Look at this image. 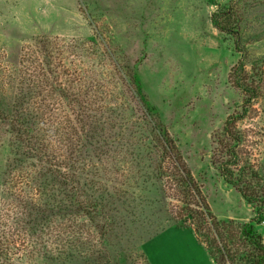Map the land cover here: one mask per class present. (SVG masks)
Masks as SVG:
<instances>
[{
	"label": "rangeland",
	"instance_id": "1",
	"mask_svg": "<svg viewBox=\"0 0 264 264\" xmlns=\"http://www.w3.org/2000/svg\"><path fill=\"white\" fill-rule=\"evenodd\" d=\"M61 125L73 141L49 149L76 181L43 179V219L30 135ZM221 162L264 193V0H0V264H251L241 228L264 241V220ZM181 170L234 225L233 260L183 215Z\"/></svg>",
	"mask_w": 264,
	"mask_h": 264
},
{
	"label": "trees",
	"instance_id": "2",
	"mask_svg": "<svg viewBox=\"0 0 264 264\" xmlns=\"http://www.w3.org/2000/svg\"><path fill=\"white\" fill-rule=\"evenodd\" d=\"M217 25L220 29H224V26H222L221 24H217ZM240 68L241 66L235 65L233 67L232 72L235 73ZM79 109L82 110L81 107H79ZM42 113L44 114V111H42ZM37 117L40 118L41 113L40 115H37V114L34 115V113H32L28 116L26 121L21 124L22 126L25 127L26 132L31 133L32 131L35 130L34 129L35 126H31V125H35L36 123H38ZM240 117L241 116L238 117V116L232 115L226 121L225 130L228 133V136H230V138L233 136V131L229 128V124L231 122L235 123V121L238 120ZM88 118H92V116L88 115ZM81 121L83 122V126H81L82 129L80 128L82 132L85 130L84 128L85 125L89 126L87 129L88 131V130H91V127L95 125V123H97V122L90 121V120H88V123H87V120L80 119V122ZM61 129L63 133H65V135L57 136V137H54L53 135H51V137L47 138V140H49L48 144L45 142L44 136L41 135V137L39 138V135L37 132L36 134L34 133L30 135L31 137L30 139L36 138L37 143H31L32 145L30 144L29 153L31 155V153L33 152L34 157L38 158L41 164L39 166L37 178H34L33 184L30 185L31 186L30 193H31V196L35 197V200L40 201V204H39L40 213L38 212V215H42L43 219H47L46 218L47 214H44L46 212V207H44V205L42 206V202H41L44 195L46 194V188H45L43 179H46L47 176L51 174L54 177V179L57 181L59 186L63 185L64 181H67L69 179H70V182L68 184L76 181L71 175L69 176L65 175L66 173L61 169L63 167L67 168L66 164L65 163L62 164V160H61L62 157H64V155L61 153H60L61 155L56 153V150L54 148H52L51 150L49 149L52 145H55V144H52L53 141L57 142L56 144H57V148L59 151L60 150L62 151L65 147L68 146L69 142L71 143L73 141L72 138L68 136L69 134L68 126L61 125ZM77 130L75 128V131H74L75 133L74 132L73 133L76 134V137L74 138V140L76 141V144L78 146V151H80V145L82 144V134L81 132ZM51 131H54V130H51ZM58 131L59 130L57 129L56 132ZM38 138H39V141H38ZM170 142H173V140L171 139V140L165 141V143L167 144H169ZM52 151H55V152H52ZM181 159H182L181 156H175L174 158L175 162H178V163L179 161H181ZM45 164H49V166H45ZM220 170L222 174L226 177L228 182L231 183L234 187H236L248 202L255 204L256 213L260 214V216L259 218H257V215H256L252 221H257L258 223H261L264 220V214H263L264 213V193L260 194L259 191L254 192L250 184L247 183L248 181L242 179V177H244L245 175V172L240 174L239 178H241L242 179L241 180L234 175L233 170L228 165H225L222 162L220 165ZM185 173L183 172V174L181 175V178L183 179V182L186 183L187 187L189 188L188 192L190 195H192L193 198L189 199L186 202L188 205L186 206V209L184 211L185 212L187 211V212L186 213L184 212L183 215L186 214V217L190 216L192 217V219H194L195 221L194 225L196 226L195 228L196 231H198V233L200 231L201 237L204 238V241L208 244L212 253L215 252V250H217L222 255H225L226 257H228L227 259L233 260L236 257L237 253L232 251L231 246H232L233 241H235L236 238L238 237V233H235L234 231L230 232V231H225V230L228 227V225L232 227H234V225H232L231 223L229 224L226 221L219 220L212 213L208 202L206 201V199L204 198L202 194V190L197 185L191 173L188 170H186ZM68 196H69V193L63 190L61 193V197L58 199L60 206H65V200H68L69 198ZM78 201H79L78 205L80 208L81 207L85 208L88 206L87 202H84L81 199H79ZM191 204H194L193 206H195V208L192 207ZM240 233L244 234L246 237L248 236L255 245L254 253L252 254V256H249L251 264H264V241H263L262 235L255 231L254 224L247 223L246 227L243 226L241 228ZM217 236L222 240V242L220 240L218 241L219 244L222 243L221 246H218V243H216L215 237ZM212 237L214 240H212Z\"/></svg>",
	"mask_w": 264,
	"mask_h": 264
}]
</instances>
